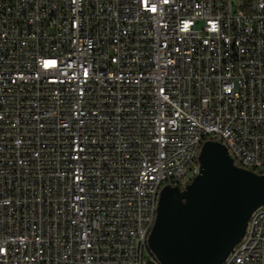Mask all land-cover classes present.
<instances>
[{
    "label": "built area",
    "instance_id": "1",
    "mask_svg": "<svg viewBox=\"0 0 264 264\" xmlns=\"http://www.w3.org/2000/svg\"><path fill=\"white\" fill-rule=\"evenodd\" d=\"M210 140L264 174V0H0V264H157Z\"/></svg>",
    "mask_w": 264,
    "mask_h": 264
},
{
    "label": "water",
    "instance_id": "2",
    "mask_svg": "<svg viewBox=\"0 0 264 264\" xmlns=\"http://www.w3.org/2000/svg\"><path fill=\"white\" fill-rule=\"evenodd\" d=\"M199 161L185 189L166 186L160 195L149 246L161 264H223L264 207V174L238 167L223 144L205 142Z\"/></svg>",
    "mask_w": 264,
    "mask_h": 264
},
{
    "label": "bare ground",
    "instance_id": "3",
    "mask_svg": "<svg viewBox=\"0 0 264 264\" xmlns=\"http://www.w3.org/2000/svg\"><path fill=\"white\" fill-rule=\"evenodd\" d=\"M230 154V146H225ZM231 158L234 160L235 164H237V157L236 155H230ZM238 167L240 168H243V169H246V170H250L252 171V168H247V165L246 164H238ZM200 173V161L198 163V165H196V174H199ZM258 174H262L261 172H256ZM197 175L193 176V179L196 177ZM193 181V180H192ZM190 181V183L192 182ZM188 185H186L187 187ZM161 193H162V190H161ZM159 201H160V195H155V204H159ZM157 212L158 210H154V219H152V226L157 218ZM151 254L154 255V257H156V255L154 254V252L151 250ZM229 258H231V253L229 254L228 258L224 261L223 264H225L226 262L229 261ZM156 262L157 264H161L160 261L158 260V258L156 257Z\"/></svg>",
    "mask_w": 264,
    "mask_h": 264
},
{
    "label": "rangeland",
    "instance_id": "4",
    "mask_svg": "<svg viewBox=\"0 0 264 264\" xmlns=\"http://www.w3.org/2000/svg\"><path fill=\"white\" fill-rule=\"evenodd\" d=\"M157 231H158V226L156 225V226H154V228L152 229V232L149 235V244L150 245H151L153 236L157 233Z\"/></svg>",
    "mask_w": 264,
    "mask_h": 264
},
{
    "label": "snow or ice",
    "instance_id": "5",
    "mask_svg": "<svg viewBox=\"0 0 264 264\" xmlns=\"http://www.w3.org/2000/svg\"><path fill=\"white\" fill-rule=\"evenodd\" d=\"M165 2H167V0H165ZM151 11H152V12H155V11H156V7H154V6L151 7ZM52 63H54V62H52ZM46 66H47V65H46ZM85 74H87V73H85Z\"/></svg>",
    "mask_w": 264,
    "mask_h": 264
},
{
    "label": "flooded vegetation",
    "instance_id": "6",
    "mask_svg": "<svg viewBox=\"0 0 264 264\" xmlns=\"http://www.w3.org/2000/svg\"><path fill=\"white\" fill-rule=\"evenodd\" d=\"M156 225V220H155V222H154V224H153V226H152V229L154 228V226ZM151 232H152V230H151ZM150 232V233H151ZM150 235V234H149Z\"/></svg>",
    "mask_w": 264,
    "mask_h": 264
}]
</instances>
